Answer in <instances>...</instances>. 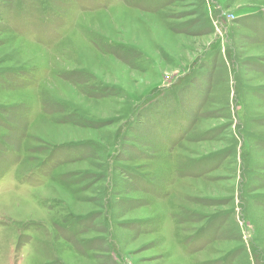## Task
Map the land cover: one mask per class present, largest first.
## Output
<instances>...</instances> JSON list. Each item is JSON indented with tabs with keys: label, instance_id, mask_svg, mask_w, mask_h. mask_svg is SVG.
<instances>
[{
	"label": "rangeland",
	"instance_id": "1",
	"mask_svg": "<svg viewBox=\"0 0 264 264\" xmlns=\"http://www.w3.org/2000/svg\"><path fill=\"white\" fill-rule=\"evenodd\" d=\"M0 264H264V0H0Z\"/></svg>",
	"mask_w": 264,
	"mask_h": 264
}]
</instances>
